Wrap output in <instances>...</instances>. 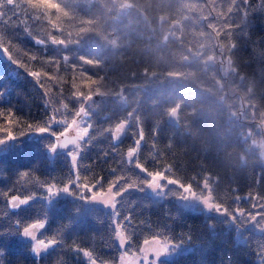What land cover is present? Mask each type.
Here are the masks:
<instances>
[{"label":"trees","instance_id":"obj_1","mask_svg":"<svg viewBox=\"0 0 264 264\" xmlns=\"http://www.w3.org/2000/svg\"><path fill=\"white\" fill-rule=\"evenodd\" d=\"M263 121L264 0H0V264H117L149 239L185 246L156 264H264ZM204 183L220 213L176 199ZM108 190L113 211L82 198Z\"/></svg>","mask_w":264,"mask_h":264},{"label":"rangeland","instance_id":"obj_2","mask_svg":"<svg viewBox=\"0 0 264 264\" xmlns=\"http://www.w3.org/2000/svg\"><path fill=\"white\" fill-rule=\"evenodd\" d=\"M262 126L264 127V121H263ZM74 128L77 131L79 138L84 137L87 129L83 125L82 121L78 120ZM260 154L262 158L264 159V149L261 150ZM74 157L75 155L72 154L73 160H74ZM155 174L151 175V179L148 184V190L153 196L161 197L164 192V187L160 186V182L163 178L153 181V176ZM158 174H161V173H158ZM169 182H172V181L169 180ZM157 184L159 185V188L156 187ZM203 186L205 189L201 193L195 192L189 186H182L180 189V192L176 196V199L187 207H193V208L198 207L202 210L214 211V213H220L221 210L219 206L214 204L213 201L211 200L208 185L204 183ZM64 188L65 187L55 188L54 186H49L47 188V194L50 196L53 195V193H55L56 196L66 195L68 193L63 192ZM82 192H84V190H82ZM82 198L84 202L87 204L100 205L111 211H113L114 209L113 206H114L115 195L112 193L111 190H108L105 192H99V193H91L88 197L82 196ZM14 199H17L18 203H21V204H24L28 201V199H18V198H14ZM38 226L39 224L32 223L27 228L28 232L31 233L30 236L25 235V231L22 233L24 237H28L29 239L33 241V248L36 250V252L45 250L46 248H48V245H49L48 242L41 243V240L35 239ZM117 237H118V242L120 243V245H122L123 238L120 232L118 233ZM184 249H185V246L180 243L168 242L166 240L164 241V240H158V239H149L143 242L138 252H135L134 254H131V255L123 254L120 257L117 264H156V261L159 258L174 257L178 253L182 252L181 250H184ZM83 252L87 253L85 250H83ZM84 256L86 257V254ZM88 261L90 264L94 262L93 259H89Z\"/></svg>","mask_w":264,"mask_h":264},{"label":"water","instance_id":"obj_3","mask_svg":"<svg viewBox=\"0 0 264 264\" xmlns=\"http://www.w3.org/2000/svg\"><path fill=\"white\" fill-rule=\"evenodd\" d=\"M112 45L114 49H118V46L115 44L114 41H112ZM83 113V109L79 111L78 116L74 119L73 125L71 126V129H69L67 132H64L56 137V150H70L77 146L78 144V135L74 131V126L77 124L79 116ZM177 113L178 109L173 108L170 113L168 114V121L172 123H176L177 121ZM41 135V134H40ZM117 138H120V133L117 134ZM66 146V147H63ZM134 152H131V155H129L130 159L133 157ZM18 202L17 199H13L12 204L16 205Z\"/></svg>","mask_w":264,"mask_h":264},{"label":"snow or ice","instance_id":"obj_4","mask_svg":"<svg viewBox=\"0 0 264 264\" xmlns=\"http://www.w3.org/2000/svg\"><path fill=\"white\" fill-rule=\"evenodd\" d=\"M40 130L42 131L43 129H40ZM13 138H14V137L9 136L7 140H10V139H13ZM5 141H6V140H0V144H3ZM63 147H66V146H63ZM54 150H55V148H53V151H54ZM130 155H131V153H130ZM162 178H164V177H163L161 174L156 173V174L153 176V181H156V180H158V179H162ZM168 183H169V181H168ZM85 187H86V186H85ZM156 187L159 188V185L157 184ZM63 192L68 193V192H69V189H68L67 187H65V188L63 189ZM55 195H56V194L53 193V196H55ZM117 195H121V193H117ZM94 199H95V198H94ZM25 235L30 236L31 233L28 232L27 229H25ZM41 243H43V241H41ZM53 243H54V241H53Z\"/></svg>","mask_w":264,"mask_h":264}]
</instances>
